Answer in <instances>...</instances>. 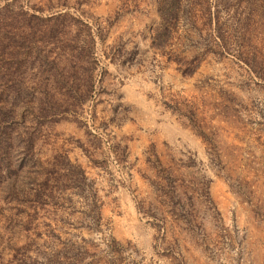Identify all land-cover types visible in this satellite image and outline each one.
<instances>
[{
    "label": "rangeland",
    "instance_id": "obj_1",
    "mask_svg": "<svg viewBox=\"0 0 264 264\" xmlns=\"http://www.w3.org/2000/svg\"><path fill=\"white\" fill-rule=\"evenodd\" d=\"M0 264H264V0H0Z\"/></svg>",
    "mask_w": 264,
    "mask_h": 264
}]
</instances>
